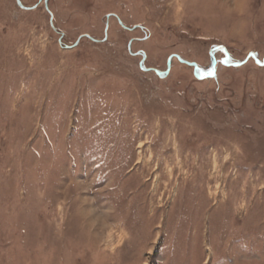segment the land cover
I'll return each instance as SVG.
<instances>
[{"label":"rangeland","instance_id":"374dc122","mask_svg":"<svg viewBox=\"0 0 264 264\" xmlns=\"http://www.w3.org/2000/svg\"><path fill=\"white\" fill-rule=\"evenodd\" d=\"M38 1L0 0V264H264V0Z\"/></svg>","mask_w":264,"mask_h":264},{"label":"water","instance_id":"95a60500","mask_svg":"<svg viewBox=\"0 0 264 264\" xmlns=\"http://www.w3.org/2000/svg\"><path fill=\"white\" fill-rule=\"evenodd\" d=\"M16 3H17V6L20 8V9H22V10H29L30 8H26V7H24V6H22L21 4H20V2H19V0H16ZM45 5V8H46V10L48 11V9H47V6H46V3L44 4ZM49 12V11H48ZM49 14H50V12H49ZM51 15V14H50ZM120 23V22H119ZM107 28H108V26H107V24H105V36H106V31H107ZM83 37H85V38H87V39H89V40H91V41H97V40H95V39H93L92 37H90V36H88V35H84ZM80 40V38L78 39V41ZM77 41V42H78ZM76 45H77V43H76ZM169 62H170V60H169ZM169 62H168V69H167V72H168V70H169ZM194 67V69H196V67H195V65L193 66ZM213 72H214V69H213ZM214 74V73H213Z\"/></svg>","mask_w":264,"mask_h":264},{"label":"flooded vegetation","instance_id":"af4514ba","mask_svg":"<svg viewBox=\"0 0 264 264\" xmlns=\"http://www.w3.org/2000/svg\"><path fill=\"white\" fill-rule=\"evenodd\" d=\"M38 2L44 5L46 1H45V0H39ZM44 8H45V5H44ZM45 9H46V8H45ZM46 11H47V10H46ZM253 59H254V58H253ZM254 61H255V60H254ZM255 63H257V62L255 61ZM234 66H235V67H238L239 65L235 64V65H233V67H234Z\"/></svg>","mask_w":264,"mask_h":264}]
</instances>
